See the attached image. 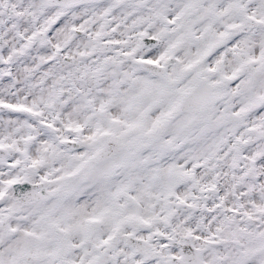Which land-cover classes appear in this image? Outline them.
I'll return each instance as SVG.
<instances>
[{
  "label": "snow or ice",
  "instance_id": "snow-or-ice-1",
  "mask_svg": "<svg viewBox=\"0 0 264 264\" xmlns=\"http://www.w3.org/2000/svg\"><path fill=\"white\" fill-rule=\"evenodd\" d=\"M0 264H264V0H0Z\"/></svg>",
  "mask_w": 264,
  "mask_h": 264
}]
</instances>
